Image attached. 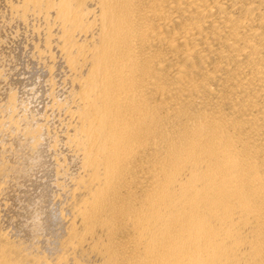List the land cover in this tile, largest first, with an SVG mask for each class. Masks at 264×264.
I'll return each instance as SVG.
<instances>
[{"label":"bare ground","instance_id":"obj_1","mask_svg":"<svg viewBox=\"0 0 264 264\" xmlns=\"http://www.w3.org/2000/svg\"><path fill=\"white\" fill-rule=\"evenodd\" d=\"M0 264H264V0H0Z\"/></svg>","mask_w":264,"mask_h":264}]
</instances>
